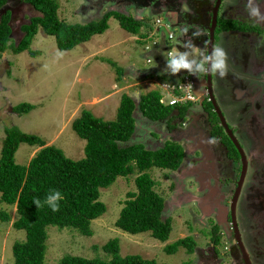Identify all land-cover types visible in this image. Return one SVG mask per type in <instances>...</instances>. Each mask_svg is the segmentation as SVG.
<instances>
[{"label": "rangeland", "instance_id": "374dc122", "mask_svg": "<svg viewBox=\"0 0 264 264\" xmlns=\"http://www.w3.org/2000/svg\"><path fill=\"white\" fill-rule=\"evenodd\" d=\"M56 1L59 4V19L68 24H86L99 20L101 18L98 17H102L105 9L119 7L118 2H106L99 11L97 6L90 7V0ZM182 3L186 6L185 1ZM226 6L225 2L224 14L228 10ZM119 8L128 11V15L136 16L135 19H139L137 16H145L150 28L142 29L139 35H133L124 30L117 19L110 18L109 28L104 33L93 36L90 41L69 51L59 50L55 37L45 34L40 28L30 49L19 54L14 53L10 45H17L22 40L24 34L21 27L39 13L30 5H22L13 10L11 41L6 52L0 53V158L5 130L17 126L25 133L41 137L47 146L62 149L68 158L82 160L85 157L86 141L76 134L72 125L83 109L92 111L96 117L105 121H113L124 94L139 100L142 95L159 90L164 97V105H171L181 97L175 92L176 85L167 83L169 79L152 72L156 65L151 56L150 47L153 44L145 42L152 37L155 27L157 35L163 31L169 33L164 24L168 20L167 14L161 15L165 22L157 23L158 17L152 14L151 9L146 8L140 13L133 4ZM4 12L2 10L1 15ZM173 20L175 23L176 19ZM219 39L217 46L222 45L223 35ZM175 46L176 43L172 42L171 49H176ZM112 63L124 71L120 81ZM186 86L187 83H183L178 89L188 99L189 88ZM229 94L231 96L230 91ZM23 103L32 104L35 108L23 115L16 114L14 107ZM136 111L137 130L130 143L158 149L150 147L151 131L144 134L146 131L142 130L138 120L141 113L139 109ZM157 134L161 136L159 131ZM170 134L174 139L173 132ZM168 139V136H162L157 139V143L162 146ZM40 149L39 146L21 144L16 153V163L28 165ZM149 173L156 181V192L168 203L164 218H172V231L166 242L153 238L150 232L132 235L116 226L129 193L137 192L135 173L126 178L119 177L110 187L100 189V201L107 206V211L92 221L91 236H85L74 228L49 226L44 264H59L66 255L110 260L111 256L103 247L113 239L119 240L122 257L139 255L146 260H155L157 264H236L230 257L221 254L226 252L224 243L217 250V258L211 256L210 234L199 222L200 209L192 203L196 194L187 184L192 175L159 168H153ZM249 190L258 194L264 192V187L256 186ZM249 202L263 206L264 197L255 196ZM1 211L8 213L11 220L3 221L0 218V264H14L13 246L16 242L26 240V231L14 228L13 222L18 219L16 207L2 202L0 198ZM186 237L195 239L194 253H188L185 248H180L172 255L165 251L167 245ZM261 245L264 247V241H261ZM262 260L264 256L254 261V264H264Z\"/></svg>", "mask_w": 264, "mask_h": 264}, {"label": "trees", "instance_id": "16d2710c", "mask_svg": "<svg viewBox=\"0 0 264 264\" xmlns=\"http://www.w3.org/2000/svg\"><path fill=\"white\" fill-rule=\"evenodd\" d=\"M24 1L39 15L22 27V40L17 45H10L16 54L30 49L40 28L45 34L55 37L59 50L69 51L104 33L109 28L111 17H115L120 26L133 35H139L145 27L143 21L119 12H109L101 19L86 24H68L59 19L56 0ZM7 2L0 0V53L6 52L11 41V14L1 15ZM112 65L120 81L124 71L115 63ZM140 99L137 105L132 96L124 94L113 121L96 117L88 109L82 110L72 125L76 134L86 141L85 157L79 161L68 158L62 149L47 146L44 139L25 133L17 126L5 130L0 158V198L2 202L16 207L18 219L13 222L14 228L26 231V240L13 246L14 264H44L49 226L74 228L85 236H91L92 221L107 211V206L100 201V189L110 187L119 177L126 178L135 173L137 192L129 193L116 226L132 235L150 232L153 238L163 243L169 239L172 218H164L167 202L156 192V181L149 171L153 168L178 170L184 158L183 148L174 141H167L156 150L130 142L137 130V109L156 122L167 120L177 105H164L159 90L150 91ZM34 108L32 104L23 103L14 107V112L23 115ZM173 118L175 116L169 119ZM21 144L41 148L25 166L16 163V153ZM50 190H58L64 196L60 210L55 213L47 206L38 210L33 204L37 198L43 201ZM0 218L11 220L5 211L0 212ZM180 248L194 253L195 239H180L167 245L165 251L172 255ZM103 249L111 256L110 260L66 255L59 264H157L155 260H146L139 255L122 257L118 239L109 241Z\"/></svg>", "mask_w": 264, "mask_h": 264}, {"label": "flooded vegetation", "instance_id": "af4514ba", "mask_svg": "<svg viewBox=\"0 0 264 264\" xmlns=\"http://www.w3.org/2000/svg\"><path fill=\"white\" fill-rule=\"evenodd\" d=\"M106 2H118L119 7L133 4L140 13L146 8L151 9L152 14L158 17L157 23L163 22L161 15L167 14L168 20L164 24L169 33L163 31L157 35L155 27L152 37L144 39L146 43L153 44L150 47L151 56L156 65L152 72L166 77L169 79L167 83L178 87L183 83H187V87L191 85L189 90L196 98L186 99L183 93L175 91L181 96L173 103L177 105L171 115L175 118L169 119L170 116L167 120L154 122L141 113L138 120L142 130L146 131L144 134L151 131V134L148 133L152 138L150 147L157 148V139L168 136L167 141L177 142L183 148V162L173 173L192 175L187 184L196 194L192 203L200 209L199 222L210 234L212 255H209L217 258V250L224 243L226 252L221 254L230 257L236 264H245L237 242L238 236L251 263L261 260L264 256L261 245V241H264V223L260 222H264V205L250 203L249 199L264 197V192L256 194L249 188L264 187V22H257L248 15L247 0H221L220 3L218 0H90V7L97 6L101 11ZM225 2L228 10L224 14ZM254 2L264 14V0ZM217 4L213 47L217 46L220 35H223L220 47L228 56L227 74L223 78L211 74L210 79L208 74L193 76L184 71L175 76L166 74L164 69L168 52L173 50L172 42L176 43V50L183 51L185 41L191 39L194 45L209 53L210 28ZM22 5L29 4L24 0H8L4 13L10 12L12 16L13 10ZM119 7L105 9L102 17L109 12H123L126 16H132ZM137 17L145 23L142 29L150 28L145 16ZM173 18L176 19L175 23ZM184 26H196L204 32L193 35L196 28L189 27L184 33L181 31ZM179 31L180 35L177 34ZM134 99L139 105L141 99ZM171 132L177 140L169 136ZM242 155L247 163L244 178Z\"/></svg>", "mask_w": 264, "mask_h": 264}, {"label": "clouds", "instance_id": "9594fccd", "mask_svg": "<svg viewBox=\"0 0 264 264\" xmlns=\"http://www.w3.org/2000/svg\"><path fill=\"white\" fill-rule=\"evenodd\" d=\"M246 11L248 12V15L251 18H254L257 22H264V14L261 13L259 6L254 2V0H247ZM189 27L196 28L193 35H200L204 32L203 29L196 26H184L181 31L187 33ZM172 38L174 39L175 37L173 36ZM183 47V51L173 49L168 52L166 66L164 69L166 74L175 76L184 71L193 76L208 73L213 75L218 74L221 78L227 74L228 56L222 47L215 46L211 52L208 53L207 51L194 45L191 39L185 41ZM189 87H191V85H189ZM187 98L195 99L196 97L189 94ZM161 101H163V99ZM173 102L175 103V101ZM63 199L64 196L60 191L50 190L43 201L37 198L33 200V204L38 210L47 206L55 213L60 210V202Z\"/></svg>", "mask_w": 264, "mask_h": 264}, {"label": "water", "instance_id": "95a60500", "mask_svg": "<svg viewBox=\"0 0 264 264\" xmlns=\"http://www.w3.org/2000/svg\"><path fill=\"white\" fill-rule=\"evenodd\" d=\"M221 0H218V3H220ZM218 4H217V7L214 11V15H213V23H212V26L210 28V43H209V48H210V51L209 53L211 52V50L213 49V40H214V34H215V28H216V24H217V13H218ZM211 77V73H208V79H210ZM215 105V104H214ZM162 142V141H161ZM235 142V141H234ZM237 144V142H235ZM238 146V145H237ZM163 147V145L161 146ZM239 148V146H238ZM243 157V173H242V178H244V175L246 173V169H247V163H246V160H245V157L242 155ZM183 174V173H182ZM241 185V184H240ZM239 190L240 188H238V191L236 192L235 194V199L233 201V204H234V207H235V203H236V199L238 198V194H239ZM193 201V200H192ZM168 205V203H167ZM241 240L239 239V237L237 236V242H238V245L239 247L241 248L242 250V253H243V258H244V261H245V264H252L250 259L248 258L247 254L245 253V250H244V247L242 245V243L240 242Z\"/></svg>", "mask_w": 264, "mask_h": 264}, {"label": "built area", "instance_id": "2783aa9c", "mask_svg": "<svg viewBox=\"0 0 264 264\" xmlns=\"http://www.w3.org/2000/svg\"><path fill=\"white\" fill-rule=\"evenodd\" d=\"M170 38H171V37H170ZM179 88H181V86H180ZM186 88H189V87L186 86ZM175 91H179L178 86L176 87ZM189 94L193 95V94L191 93L190 90H189ZM178 96H179V95H178ZM161 102H163V101H161Z\"/></svg>", "mask_w": 264, "mask_h": 264}, {"label": "crops", "instance_id": "0c3cea01", "mask_svg": "<svg viewBox=\"0 0 264 264\" xmlns=\"http://www.w3.org/2000/svg\"><path fill=\"white\" fill-rule=\"evenodd\" d=\"M129 33V32H128ZM148 60H150V59H148ZM164 98V97H163ZM35 156V155H34ZM33 158V157H32Z\"/></svg>", "mask_w": 264, "mask_h": 264}]
</instances>
